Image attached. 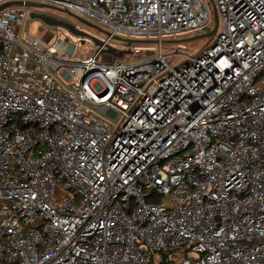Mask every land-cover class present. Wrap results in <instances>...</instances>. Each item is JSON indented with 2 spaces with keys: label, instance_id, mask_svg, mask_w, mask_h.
Returning <instances> with one entry per match:
<instances>
[{
  "label": "built area",
  "instance_id": "obj_1",
  "mask_svg": "<svg viewBox=\"0 0 264 264\" xmlns=\"http://www.w3.org/2000/svg\"><path fill=\"white\" fill-rule=\"evenodd\" d=\"M41 1L108 31L69 56L0 10V264H264V0H210L176 66L206 0ZM119 32L156 46L125 62Z\"/></svg>",
  "mask_w": 264,
  "mask_h": 264
},
{
  "label": "rangeland",
  "instance_id": "obj_2",
  "mask_svg": "<svg viewBox=\"0 0 264 264\" xmlns=\"http://www.w3.org/2000/svg\"><path fill=\"white\" fill-rule=\"evenodd\" d=\"M206 2L212 19L209 26L204 29L182 31L177 35H164V53L170 55L167 58L169 64L176 66L183 63L187 57L196 56L205 46L213 44L216 40L218 31L216 34L211 36L205 35L215 26L213 4L210 0H206ZM42 4H46V6H42ZM26 6L28 11L24 20L22 32L24 33L27 29L31 35L39 36L41 34L40 28L43 27L45 33L48 32L52 34L50 44H54L58 49L64 51L69 56L74 55L76 57H88L94 54L99 44H96L91 37L103 41L107 36L106 32H102L95 27H88L80 24L81 22L75 16L64 12L63 9H65V7L63 5H53L41 0H31ZM43 12L53 14L60 19H65L66 21L70 20L71 22L77 24L78 28L85 31L88 36H85L84 38L76 36L63 26L48 25L40 18L32 16L33 13L37 14ZM101 28L108 31L105 27ZM116 36L117 37L113 39L111 46L106 52L117 54V52L123 51L122 57L125 62L146 59L147 56L144 54L145 51L148 49L153 50L156 46V38L154 36L147 37L145 35L127 34L124 32H119ZM82 39L85 41L82 42ZM129 41H132L134 51L141 50V55L135 59H133L134 54L127 51ZM110 48L114 49V51L110 50ZM95 87L97 89H101L100 84H96Z\"/></svg>",
  "mask_w": 264,
  "mask_h": 264
},
{
  "label": "water",
  "instance_id": "obj_3",
  "mask_svg": "<svg viewBox=\"0 0 264 264\" xmlns=\"http://www.w3.org/2000/svg\"><path fill=\"white\" fill-rule=\"evenodd\" d=\"M27 4L26 1H23V0H19V1H9V2H6V3H3L2 5H0V10L3 9V8H6V7H9V6H12V5H25ZM42 6H46V4H42ZM66 13L72 15V16H75L79 21L91 26V27H95L97 28L98 30L102 31V32H105V30H103L101 27H99L98 25H95L94 23H92L91 21H88L87 19H84L78 15H75L74 13L68 11V10H65ZM32 16H35V17H38L40 18L44 23L48 24V25H56V26H63L65 27L66 29H68L72 34L76 35V36H80L82 38H84L85 36H88V34L81 30L80 28H78L75 24L73 23H70L68 21H65V19H60L58 18L57 16L53 15V14H49V13H46V12H43V13H37V14H32ZM214 16H215V26L214 28L207 34V36H211V35H214L216 34V31H217V27H218V12L216 9H214ZM94 42L96 44H99L101 45L102 44V41L97 39V38H94V37H91ZM85 40L82 39V42H84ZM110 50L114 51V49L110 48ZM117 54L119 56H122L123 54V51H119L117 52ZM150 54V53H149Z\"/></svg>",
  "mask_w": 264,
  "mask_h": 264
},
{
  "label": "flooded vegetation",
  "instance_id": "obj_4",
  "mask_svg": "<svg viewBox=\"0 0 264 264\" xmlns=\"http://www.w3.org/2000/svg\"><path fill=\"white\" fill-rule=\"evenodd\" d=\"M66 21V20H65ZM81 22V21H80ZM80 24H82V25H85V26H88V27H91V26H89V25H87V24H85V23H83V22H81ZM77 27H78V25L77 24H75Z\"/></svg>",
  "mask_w": 264,
  "mask_h": 264
},
{
  "label": "bare ground",
  "instance_id": "obj_5",
  "mask_svg": "<svg viewBox=\"0 0 264 264\" xmlns=\"http://www.w3.org/2000/svg\"><path fill=\"white\" fill-rule=\"evenodd\" d=\"M217 33V32H216Z\"/></svg>",
  "mask_w": 264,
  "mask_h": 264
}]
</instances>
